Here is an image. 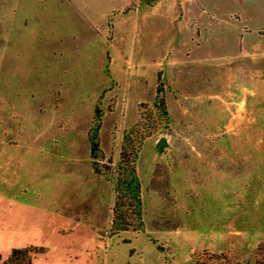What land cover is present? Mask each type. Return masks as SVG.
<instances>
[{
	"label": "rangeland",
	"instance_id": "374dc122",
	"mask_svg": "<svg viewBox=\"0 0 264 264\" xmlns=\"http://www.w3.org/2000/svg\"><path fill=\"white\" fill-rule=\"evenodd\" d=\"M123 144L143 228L112 234ZM263 255L264 0H0V264Z\"/></svg>",
	"mask_w": 264,
	"mask_h": 264
},
{
	"label": "trees",
	"instance_id": "16d2710c",
	"mask_svg": "<svg viewBox=\"0 0 264 264\" xmlns=\"http://www.w3.org/2000/svg\"><path fill=\"white\" fill-rule=\"evenodd\" d=\"M100 114L101 111L97 109L93 116L95 125L90 129L88 138L90 156L93 160L92 168L96 173L106 177L98 164V159L101 157L98 142ZM136 159L137 154L129 151L123 144L118 162L112 166V161L109 159L103 166L112 175L111 181L113 182L114 199L109 224V231L112 234L143 228L141 182L136 169ZM23 251L26 250L14 249L11 256L16 257L18 254H22ZM255 264H264V255L258 258Z\"/></svg>",
	"mask_w": 264,
	"mask_h": 264
},
{
	"label": "water",
	"instance_id": "95a60500",
	"mask_svg": "<svg viewBox=\"0 0 264 264\" xmlns=\"http://www.w3.org/2000/svg\"><path fill=\"white\" fill-rule=\"evenodd\" d=\"M165 141L164 139H160V143L163 144Z\"/></svg>",
	"mask_w": 264,
	"mask_h": 264
}]
</instances>
